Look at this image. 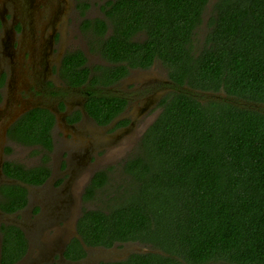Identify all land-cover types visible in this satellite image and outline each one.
Masks as SVG:
<instances>
[{"label": "trees", "instance_id": "obj_1", "mask_svg": "<svg viewBox=\"0 0 264 264\" xmlns=\"http://www.w3.org/2000/svg\"><path fill=\"white\" fill-rule=\"evenodd\" d=\"M77 1L84 14L89 0ZM209 2L106 0L105 17L84 20L108 64L90 67L78 49L66 54L61 76L86 86L85 108L98 123L126 109L127 99L109 87L133 69L160 63L172 89L122 166L126 184L113 188L109 169L93 175L83 199L100 202L83 210L67 259L86 258L87 247L137 242L149 251L98 264H264V0H217L201 45ZM55 124L54 113L40 107L10 127L11 140L40 148L43 157L36 166L5 161L3 172L16 183L0 187L3 211L23 210L27 186L51 175ZM1 233V264L19 262L29 248L24 230L3 224Z\"/></svg>", "mask_w": 264, "mask_h": 264}, {"label": "rangeland", "instance_id": "obj_2", "mask_svg": "<svg viewBox=\"0 0 264 264\" xmlns=\"http://www.w3.org/2000/svg\"><path fill=\"white\" fill-rule=\"evenodd\" d=\"M27 1L31 15L38 20L42 19L43 0ZM52 1L55 2V0ZM61 1L59 0L62 11L65 12L68 9V12L62 21L64 29L61 39L56 40L53 35L46 36L48 42L50 40L49 43L46 42V45H49L47 48L48 60L54 61L55 55L61 56L68 49L79 48L86 53L91 66L108 64L98 52L90 50L89 37L80 29L82 17L75 9L70 11L71 7L69 6L73 4V0ZM103 1L105 0H94L87 16L90 18L102 16L99 6ZM216 1L210 0L204 13L203 24L198 30V44L202 45L205 40L207 21ZM18 9L20 10L18 14L22 16V7L18 6ZM35 18L19 48H12L11 51L4 44V48L9 53L10 64L0 63V73L2 71L8 73V81L2 101H0V186L12 181L2 172V163L6 158H12L26 166H36L42 162L43 154L40 148L10 141L4 135L5 127L19 114L20 108L27 105L28 99L31 98L32 104H43L54 109L58 122L52 132L54 149L50 153L49 163L53 172L52 180L45 186H28L29 203L22 211L8 214L0 209V224L3 222L18 224L28 236L29 252L17 264L53 262L56 264H98L103 260L124 258L134 251H145L149 248L137 242H130L112 248L87 247V258L78 262L66 260L62 256L68 241L77 236V221L83 210L94 208L100 202L99 199L93 202H86L83 199L85 188L93 175L99 170L109 169L113 172L111 184L113 188L126 184L122 166L137 151L144 133L158 117L160 113L159 100L172 89L169 87L171 82L167 70L157 62L150 69L133 70L127 78L110 88L113 93L134 97L128 113L132 121L129 126L111 132L112 126L99 127L92 120L86 118L74 130L69 128L66 123L67 111L61 110L60 103L65 101L66 109L77 107L85 99L84 89L75 90L61 82L59 76L55 75V68L58 64H53L52 73L48 79L43 80L42 84L36 83L30 88H27V80H20L18 85L15 84V65L10 52H13L17 57L18 49L32 45L25 43L35 30L40 31L43 27L41 20L37 23ZM17 40L19 38L15 36L14 45L18 43ZM22 58L19 56L18 61ZM29 64L30 59H26L22 67L28 69ZM24 78L27 79L26 75ZM32 88L36 91H32ZM205 95L212 97L213 93H205ZM8 147L12 148L10 154L7 153ZM64 160H66V170H63ZM65 173L68 175L67 179L62 185L56 186L55 181ZM37 209H39L38 212ZM57 255L59 258H56Z\"/></svg>", "mask_w": 264, "mask_h": 264}, {"label": "flooded vegetation", "instance_id": "obj_3", "mask_svg": "<svg viewBox=\"0 0 264 264\" xmlns=\"http://www.w3.org/2000/svg\"><path fill=\"white\" fill-rule=\"evenodd\" d=\"M63 1L66 2V0H63ZM93 1L94 0H89L90 6L85 11L84 14L80 10L77 0H73V4L71 6H69V7H71L70 11L75 9L77 11V13L82 17V20H81V23H80V29L82 30L81 31L82 33H84L85 35H87L89 37L88 41H89L90 50L93 49V47H95L96 51H94V52H98V49H97L98 45L97 44H101L100 40L92 35L93 32H92L91 29H89L88 32H87V29H84V27H85L84 20L86 18L94 20L95 18L99 17L98 16V17H95V18H90V17L87 16L88 11L90 10V8L93 5ZM105 1L100 3V6H99L100 9H101V5ZM23 2H24V8H23ZM61 2H59V0H55V2L52 1V0H47V1L43 0L42 1V3L44 4V8H43V11H42V16L43 17H42V19H40L41 23H43V27L41 28L40 31L35 30L33 32V34L28 38L27 42L25 43V44H32V45L31 46L29 45V47H25L24 46V48L18 49L19 55L17 57H15L13 52H10V56L12 58V61L14 62V65H15V72H16V74H15V84L18 85L20 80H22V81L27 80L26 81L27 82V88L32 87V85L36 84V83L42 84L43 80L48 79L50 73H52V69H54V67H53L54 65L53 64L56 63V64H58V66L55 68V75L59 76L61 82H63L65 85H67L68 87H70L72 89H75V90L84 89L83 91H84V94H85V99L82 100V103L80 105H78L77 107H73V108L68 107L66 109V102L65 101H61V103H60L61 110H63V111L66 110L67 111V115L65 116V119H66V123L68 124L69 128H73L74 130H76L77 126L79 124H81L82 122H84L86 120V118L92 120L99 127L112 126L111 127V132H115L116 130H118L120 128H124V127L129 126L132 121H131V117L128 115V113H129L130 108H131V106L133 104L134 97L133 96L131 97L129 95L126 96V95H121V94H118V93H113L110 90V88L112 86L118 84V83H116L114 85H111L109 87V91H111V93H113V94L121 95L122 97L127 99L126 109L121 113V115H119L117 118L112 120L110 123L103 125V124L98 123L97 120L93 116H91L87 112V110L85 108V104L87 102V98H88V95H89V91L87 90L86 86L85 85H82V86H70L62 78V76H61V68H62L63 60H64L66 54L68 52L76 51L79 48L68 49V50H66L64 55H61V56H56L55 55L54 61H49L48 60L47 48L49 47V45H46V42H48V39L46 38V36L47 35H50V36L53 35L56 40L61 39V34L63 32V29H64V24H63L62 21L65 19L66 14L68 12V9L65 10V12L62 11L63 9L60 7V3ZM54 3H55V5H54ZM18 6L20 8L22 7V9H21L22 10V16H20L18 14L19 11H20L18 9ZM102 17H105V14H104L103 10H102V16H100L99 18H102ZM34 18L35 17H33L31 15V13H30L29 4H28L27 0H22V1L21 0H0V59H1L0 63H3L5 65H9L10 64V59H9V56H8L9 53H7L6 48H4V44L7 46L8 49L10 48L11 51L13 50L12 48H15V47L19 48L20 44H23L24 38L26 37V35L28 34L29 29L31 28L32 20L34 21ZM40 20L36 19V22L38 23ZM15 36H17V38H19V40H17L18 43L16 45H14V41H13ZM49 42H50V40H49ZM35 43H37V44H35ZM91 44H94V45H91ZM19 56L23 57L22 60H20V61H18V57ZM26 59L27 60L30 59V64L28 65V69H25V68L22 67V65L24 64ZM87 64L90 67L95 66V65L91 66L89 64L88 57H87ZM96 65H98V64H96ZM133 70H136V69H133ZM25 75H26L27 79L24 78ZM128 76H126L125 78H127ZM7 78H8V73L6 71L5 72L2 71L0 73V101H2V98H3V92H4L5 87H6V82L8 81ZM125 78L121 79L120 82L122 80H124ZM50 84H52V82H50ZM32 91H36V90H34L32 88ZM40 107L41 108H48L49 110H51L54 113L55 117H56L55 126L58 125L57 115H56L54 109H52V108H50V107H48L46 105H43V104H32L31 98H29L28 101H27V105H23L20 108L19 114L13 119L12 122H9V124L5 127V130H4L5 137H7L8 140L11 141V139L8 136V131H9L10 127L13 125V123H15L22 115L26 114L28 111H30V110H32L34 108H40ZM124 119L127 120V124L126 125H119V122L121 120H124ZM5 150H6V148H5ZM8 154H10V153H8ZM11 159L12 158H6L4 160V162L2 163V172H3V165H4L5 161L11 160ZM63 168H64L63 170H66V168H67L66 160L63 161ZM52 174H53V172L51 171V175L49 176V178L46 180L45 183H43L41 185H31V186L41 187V186L47 185L53 178ZM67 177H68V175L65 173L62 177L58 178L55 181L54 184L56 186L62 185L63 182L67 179ZM28 186H27V188H28ZM28 192H29V196H30L29 188H28ZM0 209H1V207H0ZM38 210L39 209H37V212H38ZM16 213H18V212H16ZM8 214H14V213H8ZM3 224L18 225V224H15V223H8V222H3V223L0 224V235H1L0 264H1V253H2L1 247H2V239H3V235L1 233V227H2ZM18 226L21 227L20 225H18ZM24 232H25V230H24ZM25 234H26V232H25ZM26 236H27V234H26ZM77 236H79L78 233H77ZM74 237H76V236H74ZM74 237H72V238H74ZM69 241H68V243H69ZM29 247H30V243H29ZM65 249H66V246H65V248H64V250L62 252V256L66 260L73 261V260L67 259L64 256ZM28 252H29V248H28L27 253ZM27 253H26V255H27ZM25 256H24V258H25ZM56 258H59V256L57 255ZM84 259H81V260H78V261H82ZM78 261H73V262H78ZM17 263H14V264H17ZM43 264H56V263L53 262V263H43Z\"/></svg>", "mask_w": 264, "mask_h": 264}, {"label": "water", "instance_id": "obj_4", "mask_svg": "<svg viewBox=\"0 0 264 264\" xmlns=\"http://www.w3.org/2000/svg\"><path fill=\"white\" fill-rule=\"evenodd\" d=\"M12 180V179H11ZM7 183H16V181L15 180H12L11 182H7ZM147 251H149V249H147V250H145V251H143V252H147Z\"/></svg>", "mask_w": 264, "mask_h": 264}]
</instances>
